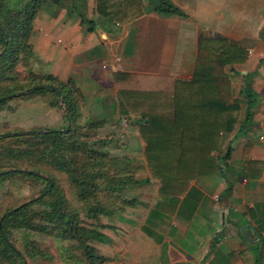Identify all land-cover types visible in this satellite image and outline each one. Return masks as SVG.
<instances>
[{
    "label": "crops",
    "instance_id": "0c3cea01",
    "mask_svg": "<svg viewBox=\"0 0 264 264\" xmlns=\"http://www.w3.org/2000/svg\"><path fill=\"white\" fill-rule=\"evenodd\" d=\"M169 2L186 17L162 16L145 7L139 19L121 26L100 19L93 12V0H88L86 11L92 15L88 19L96 25H90L92 30L81 20L66 18L60 23L43 18L42 11L33 24L32 71L73 83L83 95L87 120L91 115L109 117L111 112L118 120L114 123H126V131L134 119L120 102L118 89L126 80L117 82L118 74L189 80L200 45L206 42L225 41L247 54L243 64L226 68L231 70L230 106L239 111L234 130L221 134L214 155L223 158L229 151L227 159L218 160L211 174L184 182L179 186L182 194L174 191L177 195L159 194L160 182L151 178L145 160L134 165L148 176L134 175L138 183L127 194L131 202L119 205L110 217L100 216L109 223L104 222L102 232L98 229L101 239L86 243L90 253L86 264H264V0ZM247 80L256 94L248 122L243 96ZM133 83L127 87L136 88ZM110 96L120 104L105 111L102 103ZM130 127L134 132L114 136L116 153L144 157L146 144L137 126ZM98 133L102 132L91 136L97 138ZM124 139L130 144L121 146Z\"/></svg>",
    "mask_w": 264,
    "mask_h": 264
},
{
    "label": "trees",
    "instance_id": "16d2710c",
    "mask_svg": "<svg viewBox=\"0 0 264 264\" xmlns=\"http://www.w3.org/2000/svg\"><path fill=\"white\" fill-rule=\"evenodd\" d=\"M49 1L56 6L62 2L0 0V110L12 99L9 96L21 94L15 98L27 99L51 93L57 103L61 99L64 104V119L69 126L79 119L77 106L73 107L76 103L74 97L78 95L83 100L82 93L73 83H59L50 74L32 71L34 52L30 39L33 22ZM153 1L156 0H93V12L100 19L121 26L139 19L146 6H151L150 10L162 16L186 17L169 0H157L152 5ZM87 21L91 26L94 24L92 20ZM200 47L191 79L146 76L147 81L138 76L136 88L127 87L128 80L118 89L125 113L134 119L130 122L137 126L139 136L146 144L144 160L151 178L160 182L161 195H177L174 191L182 194L180 185L211 174L218 160L224 161L228 156L229 151L223 158L214 155L219 151L221 134L234 130L235 113L239 111L238 107L230 106L231 70L226 68L243 64L247 54L225 41L206 42ZM23 73L27 76L23 77ZM133 76L121 74V77L131 79ZM243 96L247 102L245 117L248 122L256 104L250 80L245 81ZM67 126L34 136L0 135V180L8 173L12 176L21 174L45 185L34 201L10 209L0 217V263L25 264L21 253L9 243L12 231L5 223L19 213L27 214L28 219L32 217L40 225L34 232L52 227L91 241L103 237L98 231L99 226L94 224L89 225V231L77 230L80 223L78 212L71 209L55 174L66 177L79 203L89 204L84 210L91 221H97L100 216L110 217L117 212L119 205L131 202L127 194L133 184L138 183L131 170V160L95 148L100 142L89 143L76 138L72 128L64 131ZM10 169L14 171L9 172ZM35 205L39 207L38 211L29 212L28 208ZM24 222L27 221L23 219ZM22 226L20 223L19 227L24 228ZM26 247H32L28 254L32 259L42 255L35 241H28ZM85 255L90 258L89 252L86 251Z\"/></svg>",
    "mask_w": 264,
    "mask_h": 264
},
{
    "label": "rangeland",
    "instance_id": "374dc122",
    "mask_svg": "<svg viewBox=\"0 0 264 264\" xmlns=\"http://www.w3.org/2000/svg\"><path fill=\"white\" fill-rule=\"evenodd\" d=\"M87 2L88 0H62V2L56 6L53 5L51 1H49L44 5V8L42 10L43 14L41 15L43 18L51 17V19L58 20L60 23H65L66 18L70 20L76 19L77 22H80L81 20V22L86 26L87 29L90 26L87 20H92L88 19L92 15H90L89 12L86 11V8L88 6ZM156 3L157 0L153 1L152 5ZM256 3H260V0H255V4ZM146 8L149 9L152 7L146 6ZM63 16H65V18H63ZM34 23L35 20L33 24ZM237 29H241L240 26L237 27ZM259 35L262 36L260 32ZM197 59H195L196 63ZM22 76L26 77L27 75L23 73ZM138 76L141 75H134L130 82L133 83V81H137ZM116 79L117 82H121L123 81L122 79L128 81L130 78L120 77V74H118L116 76ZM143 79L149 81L148 77L146 76H143ZM19 96L22 95L15 94L9 96L8 98L12 99H8L9 101L7 102V106L3 110H0V135L5 133L14 134L25 131L59 130L63 129L64 126H67V123L64 119V115L66 114L65 107L61 102V99L60 102L57 103L55 96L51 93H47L43 97H34L27 99L15 98ZM90 97L92 98V94L90 95ZM74 98V103H76L73 107L77 106L79 119L74 121V125L67 126L64 131L66 132L70 130V128H72L74 130L73 134L74 136H76V138L86 140L89 143L100 142V144L95 145V148H98L99 150L102 149L103 151L107 150L115 157L117 156L122 158L127 156L121 151H119V153H116L117 142H115L116 138H114V136H116V133L119 132H123L125 134L134 132V129L130 127V125H133L131 123L132 121L130 122V125L127 126L130 129L126 131V123L124 125H122L121 123H114L118 120L111 117V112H109L111 115L109 117H107L106 115H96V117H94V115H91L93 118L89 117L87 120L89 113L85 111L84 108L82 109V105L85 101L78 98V95H75ZM106 99L107 100L102 103V105H106V108L103 109L105 111L108 108L110 111H113L115 105L120 104L117 99L111 96ZM96 101V103L101 104L102 99ZM93 104H95V97L93 100ZM110 117L114 121H112ZM92 123H97V125L101 124V126L98 129L87 127ZM97 131H101L102 133H98L99 136L97 138H93L91 134H95L97 133ZM103 142H105V145H102ZM119 143L121 146H123V144L129 145L130 140L124 139ZM127 157L131 160V168L137 171L135 175L139 177L148 176L146 170L139 171V168H136L143 164V156L136 154L129 155ZM11 171L14 170L10 169L9 172ZM55 176L58 182V186L63 190L64 195L68 199L71 209L78 212L80 223L79 225H77V230H80L82 232L89 231V225L91 224L99 226L100 229L105 226L104 222L109 223L108 219H105L106 217H101V219H98L97 221H91L92 219L89 220V217L84 210L85 205L89 206V204L85 203L84 205H82L74 198L72 189L70 188L69 183L63 174H55ZM44 186L45 185L39 180L26 179L21 174H14L12 176L11 173H8L5 179L0 180V217L6 211L14 209L15 207L17 208L19 205L38 197L40 192L44 189ZM38 208L39 207L35 205L28 208V211L36 212L38 211ZM117 216H119V214H117ZM23 219L27 222L23 223ZM5 223L9 231H12V238L9 239V243L14 245V247L21 253L22 257L24 258L25 264H76L75 261H77L78 264H86L85 260L87 259V255L85 254L87 251L86 243L88 242V240H86V237L68 234L64 230L59 231L58 229L52 227H47L46 230L41 232H34L35 228L39 227L40 225L37 222H34L32 217L28 219V215L23 213H19L15 216V218ZM20 223H22L24 228L19 227ZM100 232H102V229H100ZM28 241H35L37 243V249L42 252V255H38L32 259L28 255L29 250H31L32 247H26L28 245ZM1 262L2 263L0 264H10L8 261Z\"/></svg>",
    "mask_w": 264,
    "mask_h": 264
},
{
    "label": "water",
    "instance_id": "95a60500",
    "mask_svg": "<svg viewBox=\"0 0 264 264\" xmlns=\"http://www.w3.org/2000/svg\"><path fill=\"white\" fill-rule=\"evenodd\" d=\"M101 37H102V39L103 40H105V34H101ZM46 131H44V130H39V131H25V132H20V133H14V135H16V136H34V135H40V134H43V133H45ZM40 177H42L41 175H39ZM45 178V180H47V181H49L50 182V180H49V178H47V177H44ZM36 199V198H35ZM35 199H32V200H30V201H28V202H26V203H23V204H21L19 207H17L16 209H18V208H20L21 206H24V205H26V204H28V203H31L32 201H34ZM1 222V221H0ZM251 229V231L253 232V234H254V230H253V228H250ZM241 231H242V229H240Z\"/></svg>",
    "mask_w": 264,
    "mask_h": 264
}]
</instances>
